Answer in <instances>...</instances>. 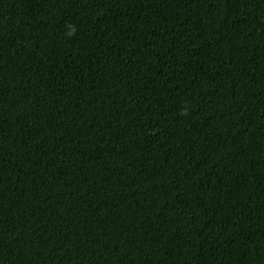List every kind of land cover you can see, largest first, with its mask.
I'll use <instances>...</instances> for the list:
<instances>
[{
    "label": "trees",
    "instance_id": "1",
    "mask_svg": "<svg viewBox=\"0 0 264 264\" xmlns=\"http://www.w3.org/2000/svg\"><path fill=\"white\" fill-rule=\"evenodd\" d=\"M0 264H264V0H0Z\"/></svg>",
    "mask_w": 264,
    "mask_h": 264
}]
</instances>
